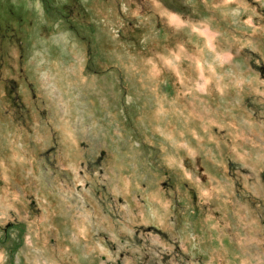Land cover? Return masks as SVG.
<instances>
[{
    "label": "rangeland",
    "instance_id": "obj_1",
    "mask_svg": "<svg viewBox=\"0 0 264 264\" xmlns=\"http://www.w3.org/2000/svg\"><path fill=\"white\" fill-rule=\"evenodd\" d=\"M0 264H264V0H0Z\"/></svg>",
    "mask_w": 264,
    "mask_h": 264
}]
</instances>
